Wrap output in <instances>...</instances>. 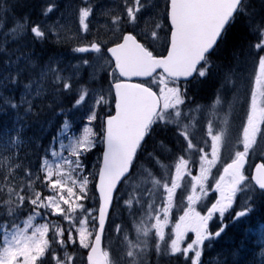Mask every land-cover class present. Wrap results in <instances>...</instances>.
I'll use <instances>...</instances> for the list:
<instances>
[{
    "label": "snow or ice",
    "instance_id": "snow-or-ice-1",
    "mask_svg": "<svg viewBox=\"0 0 264 264\" xmlns=\"http://www.w3.org/2000/svg\"><path fill=\"white\" fill-rule=\"evenodd\" d=\"M257 212L207 264H264V0H0V264H206Z\"/></svg>",
    "mask_w": 264,
    "mask_h": 264
},
{
    "label": "trees",
    "instance_id": "trees-1",
    "mask_svg": "<svg viewBox=\"0 0 264 264\" xmlns=\"http://www.w3.org/2000/svg\"><path fill=\"white\" fill-rule=\"evenodd\" d=\"M17 12H19L20 15L22 14L21 10H17ZM8 26H11V18L9 19V25ZM242 38L246 39V40L252 39L251 37L247 36L246 31L243 29V27L241 25H237V27L233 30V39L234 40H240ZM41 48L45 49L47 51V53L50 54L51 52H53L56 49H59L60 47L56 46V45H52V44H44V45L37 44L36 45L37 51H39ZM229 52H230V49H229ZM86 70H85V76L87 75V71H88V70L87 71ZM205 89H206L205 92L202 94H205V95L209 94L208 99L211 100L210 97L213 95V89L211 87H206ZM255 218H257L255 215L251 217V219H255ZM245 234L248 235V233L245 232V226L243 223H241L240 225H238L235 228L229 229L228 234L223 238V240L220 241L222 243L217 244L213 250L207 252V254L204 257L205 261L207 262L210 259L215 258L217 256V253L221 249H228L233 245V243H238L241 240V238L244 237L243 235H245ZM250 241H249V245H248L249 250L245 254L244 259L245 260H251L253 258V255H254L256 261L258 262L261 259L260 255H259V249L253 250L252 245H250V243H251ZM173 264H175V262H173Z\"/></svg>",
    "mask_w": 264,
    "mask_h": 264
},
{
    "label": "rangeland",
    "instance_id": "rangeland-1",
    "mask_svg": "<svg viewBox=\"0 0 264 264\" xmlns=\"http://www.w3.org/2000/svg\"><path fill=\"white\" fill-rule=\"evenodd\" d=\"M16 15L17 16H19L20 14H19V12H16ZM37 17H33V19H36ZM10 27V26H9ZM60 48L59 49H56V50H54L53 52H51V53H58L61 57H62V64H61V67H65V66H67L68 64H70V63H75L76 61H75V59H74V57H73V54L71 53V51H70V46H63V47H61V46H59ZM64 48V49H63ZM50 53V54H51ZM200 96H202V97H204V98H209V95H205V94H200ZM215 97H214V95H212L211 97H210V99L211 100H213ZM210 100V101H211ZM98 153H95L94 152V154L92 155V157H91V159L94 161L95 160V158H96V155H97ZM125 216H126V213H125ZM260 221H261V216H260V218L259 219H255V221H253L251 224H252V226H251V230H253V232H259V228H260V226H258V225H260ZM116 223H120V220H117L116 221ZM256 243H257V238H256V236H255V239L253 240V241H251V243H250V245H252V247H253V250L254 249H258V248H256L255 247V245H256ZM248 250H249V248H248ZM208 262V261H207ZM207 264V263H206Z\"/></svg>",
    "mask_w": 264,
    "mask_h": 264
},
{
    "label": "bare ground",
    "instance_id": "bare-ground-1",
    "mask_svg": "<svg viewBox=\"0 0 264 264\" xmlns=\"http://www.w3.org/2000/svg\"><path fill=\"white\" fill-rule=\"evenodd\" d=\"M259 218H260V217H258V218H256V219H259ZM242 234H243V233H242ZM243 236H244V237H242L241 239L246 238V237H247V234H245V235H243ZM254 239H255V236L252 237L251 241H253ZM251 241H250V242H251Z\"/></svg>",
    "mask_w": 264,
    "mask_h": 264
}]
</instances>
